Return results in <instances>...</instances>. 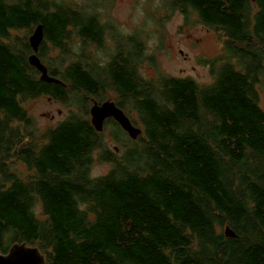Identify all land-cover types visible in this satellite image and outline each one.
I'll return each mask as SVG.
<instances>
[{"label":"trees","instance_id":"16d2710c","mask_svg":"<svg viewBox=\"0 0 264 264\" xmlns=\"http://www.w3.org/2000/svg\"><path fill=\"white\" fill-rule=\"evenodd\" d=\"M178 2L223 44L201 60L208 84L145 78L142 42L107 33L87 9L64 0H0V159L14 149L32 172L21 178L0 163L1 252L22 240L38 244L46 264H264V0ZM40 24L37 53L61 82L41 79L27 35L13 38ZM111 42L105 69L116 102L127 114L131 105L145 128L134 140L114 118L105 121L124 143L120 155L107 147L89 108L82 110L86 104L42 138L27 133L20 142V132H10L11 123H33L24 100L66 102L72 90L103 100V65L90 64L87 53H107ZM49 47L60 57L55 67ZM97 156L111 164L107 173L92 174ZM38 205L45 218L36 215ZM223 225L237 236L218 231Z\"/></svg>","mask_w":264,"mask_h":264},{"label":"rangeland","instance_id":"374dc122","mask_svg":"<svg viewBox=\"0 0 264 264\" xmlns=\"http://www.w3.org/2000/svg\"><path fill=\"white\" fill-rule=\"evenodd\" d=\"M64 1L74 7L87 9L88 11L95 13L101 24L105 26L107 33L110 34L111 30H117V33L125 38L134 37L139 39L145 48L144 60L143 63L140 64V73L145 78H156L155 80H158L161 76H188L194 78L202 85L211 82L212 76L209 71V65L201 63V60L211 58L222 52L223 44H221V39L214 28L204 24L198 13L192 8L186 9L187 12L186 10L182 12V10L178 8V0ZM252 9H255L254 4ZM35 29L36 27L34 30ZM12 34L14 39L17 36L23 38L27 35L29 41L30 36L32 35H29L26 31H14ZM111 45L112 48L108 50L107 53L99 54V52L94 49H91V52L87 53L90 58V64H96L99 66L100 64L103 65L101 67L99 79L102 84L108 86L106 89L107 95H105L103 100H90L89 102L88 97H85L83 93L77 92L76 90L68 92L66 102H62L47 95H40L36 98H31L26 101L24 100L22 101V104L33 117V123L31 126H25L18 122L11 123L10 132L19 131L22 136L20 142H27L25 138L27 133L33 134L35 139L42 138L49 128L55 126L58 121L64 119L69 114L70 109L75 110L78 105L86 104V107L82 108V110L84 111L89 108L90 112L91 106L96 102L102 103L108 99H112L116 102L119 99V96L112 90L105 69V62L112 54L110 52L115 51L112 42ZM33 52L34 50L32 53ZM47 58L49 66L51 65L52 67L57 66V60L60 59L58 52L54 51L52 47H49L48 49ZM77 100L81 101L78 102ZM125 105V109L130 116L127 113L126 114L130 117L134 125L142 129L141 134L144 133V124L140 119L139 114L136 110L134 111L131 108V105L127 103H125ZM262 105H264V95ZM111 129L112 128L109 126L105 128L104 123V140L107 147L117 155H120L124 150V143L122 141L118 142L113 140L110 135ZM123 130L126 131L124 128ZM126 133L128 132L126 131ZM122 135H125V133L121 132L119 138L122 137ZM128 138L134 139L130 135H128ZM33 144L34 141L30 142V145ZM3 162H5V164L9 166V169L17 173L21 178H28L32 174L27 165L16 155L14 149L9 151L6 159H0V163ZM110 168V163L102 160L100 156H97L92 174L102 175L107 173ZM35 213L39 218H45L42 215V208L40 205L36 207ZM217 230L225 231V226L217 227ZM8 239L9 238H6L3 241V246H9L11 244V241ZM36 245L39 246L38 244H30V246Z\"/></svg>","mask_w":264,"mask_h":264},{"label":"water","instance_id":"95a60500","mask_svg":"<svg viewBox=\"0 0 264 264\" xmlns=\"http://www.w3.org/2000/svg\"><path fill=\"white\" fill-rule=\"evenodd\" d=\"M43 38L44 31L40 24L30 36V44L34 50L29 56L30 63L41 71V79L48 82H61L60 79L49 74L47 66L37 53ZM90 114L93 125L99 131L103 130L105 121L112 117L121 124L122 128H124L132 138L136 139L142 132V129L134 125L126 112L112 99H108L102 103H94L90 108ZM225 233L228 236H237L229 226L226 227ZM26 254H30L34 258L35 261L33 264H46L45 256L40 249L37 246L27 245L26 242L13 243L7 253L0 251V264H27L25 261Z\"/></svg>","mask_w":264,"mask_h":264},{"label":"bare ground","instance_id":"6f19581e","mask_svg":"<svg viewBox=\"0 0 264 264\" xmlns=\"http://www.w3.org/2000/svg\"><path fill=\"white\" fill-rule=\"evenodd\" d=\"M25 261L27 264H33L35 260L30 254H26L25 255ZM22 262H23V260H22Z\"/></svg>","mask_w":264,"mask_h":264},{"label":"flooded vegetation","instance_id":"af4514ba","mask_svg":"<svg viewBox=\"0 0 264 264\" xmlns=\"http://www.w3.org/2000/svg\"><path fill=\"white\" fill-rule=\"evenodd\" d=\"M23 242H26V241H20L19 243H23ZM27 243V242H26ZM27 245H28V243H27Z\"/></svg>","mask_w":264,"mask_h":264},{"label":"clouds","instance_id":"9594fccd","mask_svg":"<svg viewBox=\"0 0 264 264\" xmlns=\"http://www.w3.org/2000/svg\"><path fill=\"white\" fill-rule=\"evenodd\" d=\"M29 245V244H28Z\"/></svg>","mask_w":264,"mask_h":264}]
</instances>
